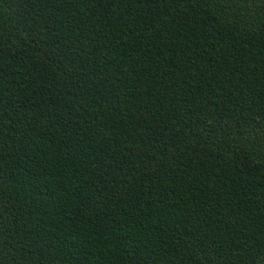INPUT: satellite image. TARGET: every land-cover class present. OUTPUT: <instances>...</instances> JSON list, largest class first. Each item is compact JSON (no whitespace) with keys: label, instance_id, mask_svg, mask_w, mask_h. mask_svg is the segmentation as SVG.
Segmentation results:
<instances>
[{"label":"trees","instance_id":"1","mask_svg":"<svg viewBox=\"0 0 264 264\" xmlns=\"http://www.w3.org/2000/svg\"><path fill=\"white\" fill-rule=\"evenodd\" d=\"M0 264H264V0H0Z\"/></svg>","mask_w":264,"mask_h":264}]
</instances>
